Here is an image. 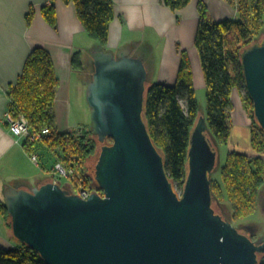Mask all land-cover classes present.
Wrapping results in <instances>:
<instances>
[{
  "label": "water",
  "instance_id": "obj_1",
  "mask_svg": "<svg viewBox=\"0 0 264 264\" xmlns=\"http://www.w3.org/2000/svg\"><path fill=\"white\" fill-rule=\"evenodd\" d=\"M92 125L104 144L95 165L103 193L82 198L58 182L10 187L14 236L48 264H258L264 238L240 232L213 206L218 150L206 116L193 128L180 194L144 118L148 68L142 58L93 52ZM247 91L264 128V40L242 54Z\"/></svg>",
  "mask_w": 264,
  "mask_h": 264
},
{
  "label": "trees",
  "instance_id": "obj_2",
  "mask_svg": "<svg viewBox=\"0 0 264 264\" xmlns=\"http://www.w3.org/2000/svg\"><path fill=\"white\" fill-rule=\"evenodd\" d=\"M192 0H164L172 10L186 7ZM232 1V0H231ZM73 2L82 24L103 49L109 52L111 22L116 17L113 0H64ZM238 18L216 19L201 2L199 26L195 37L200 53L203 75L207 86L208 136L214 145H227L231 136L230 111L233 89L245 86L242 54L246 48L260 42L264 32V0H237ZM42 15L54 28L58 15L56 4H45ZM28 17L29 23L32 21ZM76 70L83 68L82 51L72 57ZM17 84L7 90L10 106L16 116H27L33 130L50 127L43 143L57 159L73 162L76 170L85 174L87 186L102 191L95 179L96 169L88 167L89 160L97 153L99 137L95 131H61L56 125L55 100L60 81L51 52L41 46L33 48L26 60ZM178 80L174 85L160 82L146 84L144 118L154 144L164 155L165 166L171 182L184 189L189 171V149L193 128L199 121V101L189 55L183 51L179 63ZM246 100L252 107L251 140L253 148L264 153V128L255 117V106L248 91ZM185 102V105H184ZM113 142V139L110 138ZM24 147L31 154L30 145ZM37 153V152H36ZM231 150L221 168L222 180L212 177V198L227 200L233 219L241 220L258 210L264 186V157ZM40 160V159H39ZM41 161V160H40ZM177 187V188H178ZM72 192V191H71ZM103 192V191H102ZM0 216L11 231L12 217L4 200L0 199ZM260 256L263 257L262 261ZM258 264H264V253H259ZM0 264H48L41 254L25 242L3 248L0 246Z\"/></svg>",
  "mask_w": 264,
  "mask_h": 264
},
{
  "label": "crops",
  "instance_id": "obj_3",
  "mask_svg": "<svg viewBox=\"0 0 264 264\" xmlns=\"http://www.w3.org/2000/svg\"><path fill=\"white\" fill-rule=\"evenodd\" d=\"M113 1L116 17L111 22L109 52L119 54L123 49L129 50L132 56L144 60L148 68L147 78L151 83L174 85L178 80L182 52L185 51L191 61L195 87L197 84L201 88L207 87L195 42L200 22L199 4L204 3L216 19L222 20L238 18V8L233 2L192 0L186 7L175 11L165 4L164 0ZM51 2L56 4L58 15L55 28L42 15L43 6ZM29 15L33 16L31 23L28 21ZM36 46L48 49L54 59L60 81L54 103L55 115L56 125L61 131L72 128L70 112L72 78L75 74L82 75L81 71L77 73L78 71L72 69L74 53L81 50L82 58L88 60L90 55L93 58V52L103 50L87 34L73 2L0 0V195L4 197L10 187L18 186L28 190L55 179L50 168L45 167L44 163L40 161L41 163L37 164L32 161L31 154L24 147L25 140L19 141L12 135L4 117L10 102L7 90L13 84H17L26 60ZM231 96L234 107L231 136L235 139L244 136L247 145L250 146L251 135L242 129L249 124V118L244 113L238 89H234ZM60 105L64 107L61 108ZM31 150L40 156L43 149L32 145ZM244 152L249 154L248 151ZM11 232L5 221L0 218L1 247L8 248L19 244Z\"/></svg>",
  "mask_w": 264,
  "mask_h": 264
},
{
  "label": "rangeland",
  "instance_id": "obj_4",
  "mask_svg": "<svg viewBox=\"0 0 264 264\" xmlns=\"http://www.w3.org/2000/svg\"><path fill=\"white\" fill-rule=\"evenodd\" d=\"M227 1L230 3L233 2V4H235L237 7V4H236L237 0H232V1L227 0ZM200 4H199V6H200ZM257 39L260 42L263 41L264 40V32ZM72 61H73V59H72ZM94 68H95L94 58H91V55H90V57H88V60L83 59V68L80 70H76L73 67V63H72V69L75 70V72L78 71L77 73H79V71H81L82 75L81 74H75L72 78V85H71V92H72L71 103L72 104L70 107V112L72 115L71 116V127L72 128H70V130L74 129L76 131L78 128L82 127L85 131H94V127L92 125V114H91L92 109H91L90 103L88 102V92H87L88 86L90 84V83L87 84V82H91L93 73L95 71ZM192 72H193V69H192ZM194 82H195V78H194ZM149 83H151V82L148 80L147 85ZM234 89H238L239 96H241V99L243 102L244 113H246L247 118H249V124L247 125V127L243 126L242 129H244L246 133L251 135V132H252L251 125H252L253 118H252V107L250 106L249 101L246 100L247 88L245 86H243V87L236 86ZM206 91H207V87L201 88V86H199L197 84L196 96H197L198 101H199V109H200L199 115L200 116H204V115L206 116V114H207ZM57 95H58V93H57ZM231 95H232V93H231ZM184 105H185V102H184ZM8 106H9V110L12 112L11 115L13 117L16 116L11 109L10 102H9ZM232 107H233V102H232ZM233 111H234V107L230 111V119H231V126L232 127H233V119H232ZM27 119H28V117H27ZM232 127H231V129H232ZM44 128H47V127H44ZM37 130H40V129H37ZM50 132H51V128H50ZM231 135H232V133H231ZM97 137H99V136H97ZM44 139L45 138L43 137L37 143H32V142H30L29 139L26 138L25 143L30 145V147H32V145H35L36 148L43 149V150H41L39 159L41 160L42 163H44V166L50 168V172L54 176V178L60 179V177L63 176L59 180V182H61V185L63 187L68 188V189L76 192V190L80 187V185L78 184V181H76L74 178H73V180L71 178H66V176L62 175V173H59L54 168L55 165L61 164V163L66 168H69V169H72V168L77 169L76 166L73 164V162L72 163L66 162L62 159L58 160L56 155L54 154V152L50 148L45 146V144L43 143ZM228 141L229 142L227 143V145H220V146L215 145L217 147L219 155H218V160H217V167L214 170V172L212 173V175H213L212 177L218 179L219 181L222 180L221 168L225 165L224 163L226 161V158L228 156L229 151L234 150V149H236L237 151H241V152L248 151L249 154H251V152H252L254 156L260 157L259 155H261L262 157H264V153H262V152L259 153L258 151H256L253 148V146H251L252 141H251L250 146L247 145V142H246L244 136L242 138H238V139H235L234 137L230 136ZM110 143H112L110 138L105 139L104 142H99L98 151L89 160L88 167H90L91 169L95 168V165L99 159L98 157H99V154L102 150L103 145L104 144H110ZM41 162H39V163H41ZM83 179H84V176H83ZM174 187L176 188V190L180 194H182L184 189L179 188L177 185H174ZM98 192L103 193L102 191H98ZM260 195H261V199H260V204L258 206L259 207L258 210L256 212H254L251 216L241 218V220L233 219V217H232L233 211H232V208H231V206L227 200H224V201L214 200L213 206H214V209H216V211L218 213H221L225 219L231 220L234 223V225L237 227V229L240 230V232L247 234L252 240L260 242L264 238V186L262 187ZM0 199L6 201V197H4L2 195H0ZM0 218H2L5 221V219L2 216H0ZM11 233H12V235L14 234L13 232H11ZM14 240H17L18 242L20 241V240L16 239L15 236H14ZM260 257H261L260 260L262 261L263 257L262 256H260Z\"/></svg>",
  "mask_w": 264,
  "mask_h": 264
},
{
  "label": "built area",
  "instance_id": "obj_5",
  "mask_svg": "<svg viewBox=\"0 0 264 264\" xmlns=\"http://www.w3.org/2000/svg\"><path fill=\"white\" fill-rule=\"evenodd\" d=\"M11 114L12 112L9 109L5 111L4 113L5 121L8 123L9 128L12 132V135L19 141L23 139L26 141V138H27L30 140V142L37 143L43 137H45V135H48V133H50V127L43 128V129L36 131V130H33L29 126V120L27 119L26 116L20 115L19 117L18 116L13 117ZM82 130L84 129L80 127L76 131L74 129L68 130V131L69 132L70 131L82 132ZM31 158L37 164L40 162L39 153H36V152L31 153ZM54 168L56 169V171L66 176V178H71L72 180L74 178L76 181H78V184L80 185V187L76 190V192L80 194L82 198H89L92 194H94L95 192H98L96 188L97 187L96 184H95V187L87 186L86 181H85V174L80 173L75 168H72V169L66 168L62 163L55 165ZM83 176H84V179H83ZM62 177L63 176H61L60 179Z\"/></svg>",
  "mask_w": 264,
  "mask_h": 264
},
{
  "label": "bare ground",
  "instance_id": "obj_6",
  "mask_svg": "<svg viewBox=\"0 0 264 264\" xmlns=\"http://www.w3.org/2000/svg\"><path fill=\"white\" fill-rule=\"evenodd\" d=\"M60 106H61V108L64 107V105H60ZM65 106H66V105H65ZM8 109H9V108H8ZM8 109H7V110H8ZM59 180H60L59 178H55L53 181H54V182H58V183L61 185V182H59ZM61 186H62V185H61ZM64 188H65V187H64ZM65 189L69 190L70 192L72 191V190H70V189H68V188H65ZM73 192H75V191H72V193H73ZM75 193H77V192H75ZM77 194H78V193H77ZM79 195H80V194H79ZM80 196H81V195H80ZM81 197H82V196H81ZM5 202H6V201H5ZM12 232L14 233V231H12ZM13 235H14V234H13ZM16 239H17V238H16ZM9 247H11V246H9Z\"/></svg>",
  "mask_w": 264,
  "mask_h": 264
}]
</instances>
